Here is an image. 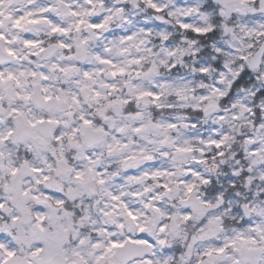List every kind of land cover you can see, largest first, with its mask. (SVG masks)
<instances>
[{"label":"rangeland","instance_id":"rangeland-1","mask_svg":"<svg viewBox=\"0 0 264 264\" xmlns=\"http://www.w3.org/2000/svg\"><path fill=\"white\" fill-rule=\"evenodd\" d=\"M257 11L251 0H0L1 43L17 56L0 67V102L16 98L0 116V264H52L57 249L68 264H113L127 238L153 245L128 264L256 246L255 231L227 228V218L253 217L247 229L264 240V55L250 65L264 39ZM42 21L49 27L33 26ZM215 29L211 44L198 41ZM49 39L62 50L47 51ZM37 83L43 107L32 101ZM210 105L220 108L200 113ZM18 113L34 126L22 143ZM44 118L58 127L40 144ZM86 125L104 128V141L87 147ZM24 164L32 173L13 192ZM196 189L200 210L179 203ZM54 195L58 215L47 221L43 202Z\"/></svg>","mask_w":264,"mask_h":264},{"label":"flooded vegetation","instance_id":"flooded-vegetation-1","mask_svg":"<svg viewBox=\"0 0 264 264\" xmlns=\"http://www.w3.org/2000/svg\"><path fill=\"white\" fill-rule=\"evenodd\" d=\"M238 1L239 0H233L232 3L236 4V3H238ZM251 6L259 8L260 11H264V0H251ZM260 11H257V12L261 14ZM69 17H70V15H66V18H69ZM35 23H39L38 24L39 26H40V24L45 23L46 26H44V24H42L41 26L47 27V28L49 27L48 21L35 22ZM35 23L33 26L36 25ZM263 40L261 41V43L263 42ZM2 46L4 48V45H2ZM45 48L50 53H54L55 51H58L60 49L62 50L63 46L60 43H58L56 41H52L49 39V40H47V42L45 44ZM8 63L9 62L0 64V67L3 65H6ZM6 94L7 93L4 94V97L6 96ZM3 104L5 105V107H7L6 101H3ZM57 127H58V124L56 122L55 128L53 130H55ZM53 130H51V132L48 136H52ZM79 148H80V146H79ZM78 185L82 188L85 187V189L89 193L91 192L90 186H87L82 182H79ZM55 200H56V197L54 195V196H52V200L50 202L49 201L43 202L45 204V207H43V211L47 217V221L53 219L56 215H58L59 208L55 203H53V202H55ZM241 202L246 203V201L244 199H241ZM32 208L37 209L34 207H32ZM240 208L241 207H235V210H239ZM254 220L255 219L253 217H251V218L241 217L240 219H238V221H236V218L235 219L227 218L224 221V225L227 228H231L235 225H238V226H242V229L245 227L246 229L244 232H246V233L247 232L249 233L251 231H255L258 240H257L256 246H254L253 248H246L243 246L239 250L238 249H232V250L208 251L207 254L202 253L194 260H191V261L187 260L186 262H184L183 259H179L180 261L178 260V261L172 262L170 264H179V263L180 264L181 263L182 264H264V246H263L264 240L262 237H259L257 229H252V230H250V228L247 229V227H248L247 225H249V226L252 225V227L255 226V223L253 222ZM26 225H28V224H26ZM260 231H262V230H260ZM244 232H242V233H244ZM63 249H66V248L64 247ZM66 252H67V250H65V251L62 250V252H61L60 249H57L54 254H56V253H63L64 254ZM152 252H153V250H152ZM235 256H237V258H235ZM232 257H233V259H232ZM67 263H68V261H67Z\"/></svg>","mask_w":264,"mask_h":264},{"label":"water","instance_id":"water-1","mask_svg":"<svg viewBox=\"0 0 264 264\" xmlns=\"http://www.w3.org/2000/svg\"><path fill=\"white\" fill-rule=\"evenodd\" d=\"M264 51V43L263 45L260 46V48L256 51V53L252 57V66L257 67L261 61L262 54ZM15 57L12 56L11 54L6 53L2 47L0 46V62H5L9 60H14ZM10 97V96H9ZM11 98V97H10ZM33 100L38 104L42 105V90L40 87V84H37L35 87V91L33 94ZM55 104V100L53 101V105ZM218 106H210L204 110L205 115H209L210 113L214 112ZM3 106L0 105V113L3 112ZM16 123H17V139L18 140H24L31 135L32 127L28 125L23 117L21 115L16 117ZM46 130H51L55 124L54 123H49L48 121H43L40 123V126L44 125L46 126ZM105 131L104 130H92L90 126L87 127V132H86V140L88 145H93L94 143L101 142L104 138ZM139 161H134L132 164H137ZM25 171H21L20 173L17 174L15 177V184L16 187L20 186V178L24 174ZM196 192H193L188 198L186 199H181L180 201L183 204H189L192 203L196 209H199L201 207L200 199L199 197H195ZM151 250V245L149 243L146 244H141L137 243L136 241L127 239L126 242L123 245L118 246L117 251H116V256L117 258L122 262V263H127L128 261L138 258V257H143L147 252H150ZM60 255H56L53 257L54 263L59 262ZM117 264H121L120 262Z\"/></svg>","mask_w":264,"mask_h":264},{"label":"trees","instance_id":"trees-1","mask_svg":"<svg viewBox=\"0 0 264 264\" xmlns=\"http://www.w3.org/2000/svg\"><path fill=\"white\" fill-rule=\"evenodd\" d=\"M196 36V35H195ZM197 37V36H196ZM216 37V34L213 32H208L206 34H199L198 35V40L204 44V45H209L210 42Z\"/></svg>","mask_w":264,"mask_h":264}]
</instances>
